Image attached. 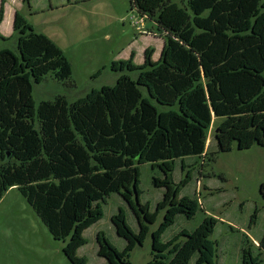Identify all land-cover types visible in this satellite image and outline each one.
Instances as JSON below:
<instances>
[{
  "label": "trees",
  "instance_id": "obj_1",
  "mask_svg": "<svg viewBox=\"0 0 264 264\" xmlns=\"http://www.w3.org/2000/svg\"><path fill=\"white\" fill-rule=\"evenodd\" d=\"M130 4L155 17L166 32L158 59L153 62V50L145 48L137 67L112 64L138 70L136 78L123 73L114 84L73 101L59 95L37 106L34 83L47 73L68 78L71 63L55 42L14 13L17 54L0 48V199L16 186L53 238H68L62 250L72 264H85L76 254L83 232L101 218V202L113 193L128 206L136 229L122 209L111 215L115 233L126 243L119 250L96 233L97 253L106 264H130V251L143 244L163 209V220L151 232L153 258L146 264H188L193 256L195 264H217L216 245L209 238L217 218L204 215L193 229L179 226L168 237L164 234L178 217L188 220L202 210L183 188L198 169L196 158L206 153L213 116L220 119L213 136L216 153L230 151L234 142L239 149L264 145V0ZM143 163L161 172L151 179L163 189L153 211L139 200L138 167ZM177 165L180 175L187 170L176 182ZM259 190L264 198V182ZM249 242L243 234L242 263L257 264L260 253L252 256Z\"/></svg>",
  "mask_w": 264,
  "mask_h": 264
},
{
  "label": "rangeland",
  "instance_id": "obj_2",
  "mask_svg": "<svg viewBox=\"0 0 264 264\" xmlns=\"http://www.w3.org/2000/svg\"><path fill=\"white\" fill-rule=\"evenodd\" d=\"M172 1L186 6L188 0ZM3 6L0 35L12 32L14 13L19 12L35 31L55 42L71 63L68 78L58 80L53 73H47L40 82L34 83L35 106L41 100H52L59 95L73 101L91 89L114 84L123 73L136 78L138 70H121L112 64L130 62L137 67L143 62L145 48L153 50L151 60L155 62L166 38L156 18L140 14L131 7L130 0H4ZM13 37L0 39V48L7 47L17 54ZM98 70L100 73L95 75ZM141 90L151 100L146 89L141 87ZM219 122L220 119L213 116L207 130L206 153L196 158L198 169L191 172L183 188L184 194L197 198L202 210L188 220L178 217L164 238L176 232L179 226L190 230L200 224L204 215L213 216L218 221L209 238L216 245L217 264H243L239 251L243 234L252 245V256L260 253L257 264H264V250L260 248L264 237V198L259 190L264 182V145L239 149L234 142L230 151L216 153L213 136ZM210 153H215V159L206 164ZM138 168L139 200L148 203L153 211L163 189L153 186L151 179L161 176V172L149 163L140 164ZM186 170L180 175L177 165L174 180L185 177ZM101 207V218L84 230V243L76 251L85 264H106L97 253L95 235L98 231L117 249L125 246V239L115 233L111 223V215L119 208L129 226L136 229L133 215L119 194H110L101 202ZM164 212L161 210L150 226L143 244L130 251V264H146L153 258L151 232L163 220ZM67 239L53 238L16 186L4 192L0 199V264H72L62 250ZM194 260L195 256L188 264H195Z\"/></svg>",
  "mask_w": 264,
  "mask_h": 264
},
{
  "label": "crops",
  "instance_id": "obj_3",
  "mask_svg": "<svg viewBox=\"0 0 264 264\" xmlns=\"http://www.w3.org/2000/svg\"><path fill=\"white\" fill-rule=\"evenodd\" d=\"M3 18H4V15H3ZM3 18H2V20L0 21V25H1V23L3 22ZM13 18H14V16H13ZM12 22H13V20H12ZM11 36H14L13 38H14V42H15V46H16V37H15V35L13 34V32H10V34L9 35H0V39H3V40H6V39H9Z\"/></svg>",
  "mask_w": 264,
  "mask_h": 264
}]
</instances>
